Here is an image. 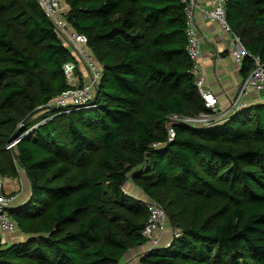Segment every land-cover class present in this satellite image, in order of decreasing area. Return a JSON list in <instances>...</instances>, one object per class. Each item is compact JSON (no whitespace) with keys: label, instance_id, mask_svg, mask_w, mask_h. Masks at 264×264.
<instances>
[{"label":"trees","instance_id":"16d2710c","mask_svg":"<svg viewBox=\"0 0 264 264\" xmlns=\"http://www.w3.org/2000/svg\"><path fill=\"white\" fill-rule=\"evenodd\" d=\"M65 2L103 75L91 106L59 112L48 105L71 87L63 65L76 58L38 0H0V173L31 184L28 202L7 208L26 238L0 236V264H123L149 217L128 181L182 232L142 264H264V101L212 126L177 123L169 139L172 113L211 111L191 72L186 3ZM226 8L264 61V0ZM242 64L247 76L254 62Z\"/></svg>","mask_w":264,"mask_h":264},{"label":"built area","instance_id":"2783aa9c","mask_svg":"<svg viewBox=\"0 0 264 264\" xmlns=\"http://www.w3.org/2000/svg\"><path fill=\"white\" fill-rule=\"evenodd\" d=\"M182 1L186 3L187 51L193 62L191 72L195 75L196 85L203 97L204 105L211 111L201 112L198 115L172 113L169 116L167 127L169 139L175 137V125L177 123L206 127L225 120L230 114L244 106V96L247 94H254L258 101H264V61L259 55L250 53L244 46L241 37L232 30L227 19L226 3L228 0H211L208 8L203 7L199 0ZM38 2L44 13L53 22L67 49L76 58V60L68 61L63 65L64 73L71 87L56 96L48 106H55L59 112H69L73 109L91 106L95 100L96 88L103 75L102 66L90 50L87 37L75 30L67 20L66 13L69 6L62 0H38ZM197 9L205 11L208 18L216 21L224 31L231 35L230 53L240 64L246 57H250L254 62L251 72L242 79L237 87V96L232 106L227 109L221 110L219 108L217 97L205 89L204 77L199 74L198 60L201 54V39L195 22ZM80 67H82V72ZM154 146L159 147L161 143H155ZM12 199L13 197L5 193V177L0 173V233L2 234L13 233L18 230L17 223L7 212ZM147 199L149 217L142 231V234L147 238L143 252L163 246L161 237L169 222L164 206L149 196ZM172 232L173 238L182 234L180 229H174ZM170 243L165 244V246L170 245ZM136 264L142 263L138 261Z\"/></svg>","mask_w":264,"mask_h":264},{"label":"crops","instance_id":"0c3cea01","mask_svg":"<svg viewBox=\"0 0 264 264\" xmlns=\"http://www.w3.org/2000/svg\"><path fill=\"white\" fill-rule=\"evenodd\" d=\"M64 2V0H62ZM211 0H199L203 7H210ZM195 22L201 39V54L198 60L199 74L204 77L205 89L214 93L218 99L219 108H230L237 96V87L245 77L240 64L230 53L231 35L224 31L220 24L207 17L202 9L195 11ZM260 102L254 94L244 96V106H251ZM127 191L142 196L143 192L132 181L126 182ZM5 193L13 197L11 206H23L30 198V179L27 174L16 178H5ZM4 234V233H3ZM0 233L3 243H11L26 238L25 234L17 230L13 235L4 236ZM169 232H165L161 241L163 246L172 241ZM140 249L130 250L125 256L123 264H136L139 261Z\"/></svg>","mask_w":264,"mask_h":264},{"label":"rangeland","instance_id":"374dc122","mask_svg":"<svg viewBox=\"0 0 264 264\" xmlns=\"http://www.w3.org/2000/svg\"><path fill=\"white\" fill-rule=\"evenodd\" d=\"M64 3H66L65 0H64ZM66 4H67V3H66ZM80 71L82 72V67H80ZM21 171H22V170H21ZM21 174H22V172H21ZM126 186H127V185L125 184V185H124V188H128V187H126ZM125 190H126V189H125ZM126 192H128V193L132 194L133 196H136L137 198L143 200L144 203H145V205H146V207L148 208L147 203H146V201L148 200V199H147L148 196H147L146 194L143 193V195L140 196V195H137L136 193H133V192H131V191H127V190H126ZM174 229L177 230V228L172 227V225H171V223H170V220H169V222H168V224H167V227H166V229L164 230L163 234H164L165 232H169V234H170L169 237L172 236V238H173L174 235H173V232H172V231H173ZM16 232H17V231H15V232H13V233H5V234H3V235H4V236H6V235H13L12 237H15ZM163 234H162V235H163ZM144 247H145V245L143 246V248H138V249L141 250L140 253L138 254V256L143 252Z\"/></svg>","mask_w":264,"mask_h":264},{"label":"water","instance_id":"95a60500","mask_svg":"<svg viewBox=\"0 0 264 264\" xmlns=\"http://www.w3.org/2000/svg\"><path fill=\"white\" fill-rule=\"evenodd\" d=\"M95 97H97V96L95 95ZM41 108H43V106H40V107H38L37 109L40 110ZM32 114H33V112L30 113V114H28V116H27V117L21 122V124L19 125L18 130L15 132L13 138L11 139V142H10V145H11V146H14V145H15V142H16L17 139H18V133H19V130H20V129H21V128L27 123L28 119L32 116ZM30 186H31V184H30ZM29 199H30V198H29Z\"/></svg>","mask_w":264,"mask_h":264}]
</instances>
